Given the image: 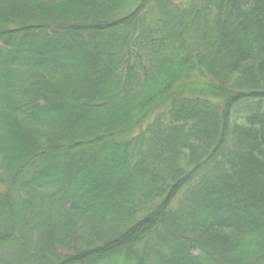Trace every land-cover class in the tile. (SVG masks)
<instances>
[{
  "label": "trees",
  "instance_id": "1",
  "mask_svg": "<svg viewBox=\"0 0 264 264\" xmlns=\"http://www.w3.org/2000/svg\"><path fill=\"white\" fill-rule=\"evenodd\" d=\"M0 264H264V0H0Z\"/></svg>",
  "mask_w": 264,
  "mask_h": 264
}]
</instances>
